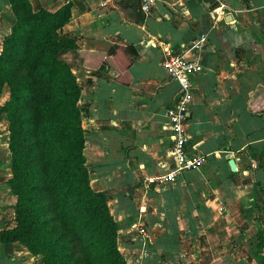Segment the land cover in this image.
<instances>
[{
    "label": "crops",
    "instance_id": "obj_1",
    "mask_svg": "<svg viewBox=\"0 0 264 264\" xmlns=\"http://www.w3.org/2000/svg\"><path fill=\"white\" fill-rule=\"evenodd\" d=\"M66 1L70 15L61 36H74L80 48L89 50L112 44L135 49L127 83L102 64L72 67L80 85L77 105L90 186L107 192L125 260L212 264L230 255L234 261L259 264L257 231L264 236V0H155L147 11L140 9L138 19L130 16L127 0L30 3L34 10H54ZM13 20L9 1L0 0V41ZM164 47L201 63L198 72L186 77L184 129L188 149L202 161L178 172L172 183L161 184L150 180L163 171L170 144L160 125L180 91L179 82L161 66ZM4 96L0 91V104ZM7 147L0 136L5 155ZM6 162L0 158V226L14 223ZM0 264L40 262L14 240L0 242ZM219 264L230 263L221 258Z\"/></svg>",
    "mask_w": 264,
    "mask_h": 264
},
{
    "label": "trees",
    "instance_id": "obj_2",
    "mask_svg": "<svg viewBox=\"0 0 264 264\" xmlns=\"http://www.w3.org/2000/svg\"><path fill=\"white\" fill-rule=\"evenodd\" d=\"M13 22L0 46V104L8 131L9 170L14 195V223L0 226V242L18 241L40 264H131L120 252L118 222L111 215L107 192L90 186L85 165L83 127L77 99L80 85L74 65L113 68L127 83L131 44L106 50L80 48L74 36H61L70 2L54 10L32 9L30 0H8ZM128 2V1H127ZM131 4L128 3L129 8ZM139 11L140 0L132 7ZM255 255L264 264V236L256 233ZM221 258L230 264L226 255Z\"/></svg>",
    "mask_w": 264,
    "mask_h": 264
},
{
    "label": "built area",
    "instance_id": "obj_3",
    "mask_svg": "<svg viewBox=\"0 0 264 264\" xmlns=\"http://www.w3.org/2000/svg\"><path fill=\"white\" fill-rule=\"evenodd\" d=\"M154 1L140 0V9L144 12L147 11ZM163 51L165 55L161 60V66L170 77L179 82L180 91L174 102L165 108V120L160 125L170 144L162 161L163 171L152 176L150 180H156L161 184L172 183L178 172L197 168L202 161V156L199 153L188 149L189 135L184 129L186 102L188 100L186 77L191 73L198 72L201 69V63L196 56L172 53L167 47H164ZM136 229L144 233L141 227Z\"/></svg>",
    "mask_w": 264,
    "mask_h": 264
},
{
    "label": "rangeland",
    "instance_id": "obj_4",
    "mask_svg": "<svg viewBox=\"0 0 264 264\" xmlns=\"http://www.w3.org/2000/svg\"><path fill=\"white\" fill-rule=\"evenodd\" d=\"M127 1L131 4L130 5L131 7L128 10L130 16L131 17H138L139 16L138 8L134 7V6L132 7V4L134 3V0H127ZM0 46H1V41H0ZM0 91H1V94H3V95L5 94L4 97L6 98L7 97V87H6L5 84L2 85ZM5 98L3 100H5ZM0 134H1L0 136H2L7 142L8 141L7 122H6L5 118H4V113L2 111H0ZM9 154H10L9 149H8V152H7L6 155L3 153L2 150H0V155H1L0 158H2V160H4V158L7 159L6 163H7L8 167H9Z\"/></svg>",
    "mask_w": 264,
    "mask_h": 264
},
{
    "label": "water",
    "instance_id": "obj_5",
    "mask_svg": "<svg viewBox=\"0 0 264 264\" xmlns=\"http://www.w3.org/2000/svg\"><path fill=\"white\" fill-rule=\"evenodd\" d=\"M228 165H229V167L233 170L234 169V164H233V160H232V158H229L228 159Z\"/></svg>",
    "mask_w": 264,
    "mask_h": 264
}]
</instances>
